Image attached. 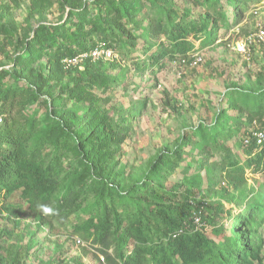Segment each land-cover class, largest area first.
Listing matches in <instances>:
<instances>
[{"label": "trees", "instance_id": "1", "mask_svg": "<svg viewBox=\"0 0 264 264\" xmlns=\"http://www.w3.org/2000/svg\"><path fill=\"white\" fill-rule=\"evenodd\" d=\"M174 1L92 0L78 10L74 23L61 30L43 25L36 29L14 66L0 70V195L19 194L30 214L42 222L66 220L82 208L85 217L72 225L71 233L89 242L97 264H264V236L258 232L264 225V184L253 187L246 176L248 170L264 172V149L255 145L252 135L254 124H260L264 131V90L239 91L234 106L229 107L238 112L237 116L220 109L211 123L199 124L192 135L181 136L173 150L156 157L139 180L126 185L123 168L114 167L119 145L131 125L122 113L116 120L101 108L110 102L101 93L117 82L107 66L103 67L106 60L85 57L80 72L64 80L78 66H67L63 60L88 53L99 44L125 56L134 52L138 39H142L148 49L155 46L149 59L158 63L165 55L185 56L193 51L189 36L210 45L219 23L228 26L227 14L221 12L219 20L213 15L221 10L222 0H203L210 6L199 19L188 10L179 14ZM260 1L225 0L234 9L235 20L246 12L249 3ZM143 17L144 25L140 22ZM159 37L168 44L155 42ZM25 70H30L32 77ZM14 80L22 83L13 85ZM63 80L64 88L48 96L47 84L53 81L55 87ZM36 101L47 109L45 124L25 111ZM69 102L74 108H67ZM85 113L91 126L88 132L81 124ZM230 120L242 128L241 152L219 139L230 137ZM193 136L199 140H192ZM246 136L247 146L243 144ZM184 144H191L205 157L199 162L205 165V193L215 191L220 177L232 191L222 190V198L238 206V212L230 215L231 231L226 235L214 220L223 204L216 201L214 207L192 194V189L202 185L199 174L186 178L188 190L180 191L176 183L167 187L163 182L187 155ZM70 153L80 170L64 168L63 158ZM200 204L207 230L212 235L221 234L219 240L203 228L177 234L179 226L190 223L195 206ZM41 205L53 212L44 214ZM13 209L0 202V213H12ZM11 262L5 260L6 264Z\"/></svg>", "mask_w": 264, "mask_h": 264}, {"label": "rangeland", "instance_id": "2", "mask_svg": "<svg viewBox=\"0 0 264 264\" xmlns=\"http://www.w3.org/2000/svg\"><path fill=\"white\" fill-rule=\"evenodd\" d=\"M91 1L0 0V70L14 66L15 58L23 52L24 45L40 25L61 30L63 26L74 23L78 10L88 6ZM201 1L200 5L193 0H175L174 4L179 14L182 10H188L191 16L199 19L210 6V3ZM221 5V10L214 11L213 15L219 20L221 12L227 14V28L226 23H219L210 45H205L200 38H188L194 43V50L185 57L193 53L199 54L202 60L196 65L180 64L182 56L179 55H165L160 62H152L149 55L155 53V46L148 49V44L142 39H138L134 52L122 56L114 51L113 58L103 63V67L107 66V72L115 76L117 82L111 84L104 93L96 89L98 94L110 98V102L101 105V108L116 120L122 113L131 125L115 158L117 164L114 168H123L124 184L139 180L156 157L173 150L179 138L192 135L197 125L211 123L220 109L226 108V113L237 116L238 112L229 110V107L234 106V98L239 91L264 90V47L253 43L247 47L248 54L244 55L236 50L238 42L244 41L259 26L264 28V2L249 3L246 12L237 20L234 19V9L225 0L221 1ZM141 18L140 16L137 20ZM143 19L140 22L144 25L146 18ZM155 42L168 44L164 37L155 39ZM41 62L44 63L45 59ZM112 62H115L114 66L109 65ZM33 68L38 73V65ZM81 69L82 66L77 67L78 71L72 69L64 80L78 74ZM24 72L32 77L30 70ZM64 80L55 87H52L53 81H50L45 88L48 96L63 89L66 84ZM21 83L14 80L12 84ZM40 99L43 100L44 96ZM38 103H32L25 111L35 114L45 124L47 109L44 103ZM55 108L57 110L59 106ZM67 108L74 106L69 102ZM88 121L89 115L85 113L81 124H84L87 132L91 130ZM230 123L233 127L230 137L219 139L235 152H241L239 139L242 128H237L233 120ZM191 139L199 140L195 136ZM182 148L187 155L163 182L167 187L176 183L180 184V191L188 190L186 178L199 174L202 185L192 189V194L214 207L216 201L223 204L214 220L215 224L223 227L222 235L228 234L231 231L230 215L238 212V206L233 202H226L222 198V190L227 189L229 193L232 191L220 177L214 187L215 191L205 193V165H199L200 160L204 161L205 157L191 144H184ZM216 157L217 155L214 156ZM63 166L71 171L81 168L72 153L63 158ZM62 174V179L65 180L66 174ZM248 182L255 186L263 185L264 172L251 171ZM2 196L0 195V202L8 203L14 209L12 213H0V264H6L5 260H13L11 264H97L94 259L96 252L89 242L78 236L81 240L78 243L71 233L72 225L85 217L82 208L66 220L42 222L30 214L26 200L19 194ZM258 232L264 236V225ZM206 234L216 240L222 236L212 235L210 230H206ZM96 256L103 260L99 254Z\"/></svg>", "mask_w": 264, "mask_h": 264}, {"label": "built area", "instance_id": "3", "mask_svg": "<svg viewBox=\"0 0 264 264\" xmlns=\"http://www.w3.org/2000/svg\"><path fill=\"white\" fill-rule=\"evenodd\" d=\"M264 2V0H261ZM253 43H258L264 47V28L263 27H258L253 34H250L248 37L245 38L244 41L238 42L236 45V50L244 55L248 54V48L251 44ZM113 51L110 48H106L103 46V44H99L92 50H90L88 53H83L80 54L76 57L72 58H65L63 62L67 65H73V66H80V62L85 58V57H91L93 60L96 59H103V60H109L113 58ZM202 60L201 56L197 53L191 54L189 57L182 56L180 58V64L184 65L189 63L190 65H196ZM253 138L255 145L259 148L264 149V131L259 128L256 124H254V130L252 132ZM249 143V137L246 136L243 139V144L247 146ZM251 174V171L248 170L246 173V176ZM250 182V181H249ZM250 184V183H249ZM253 187H255V184H251ZM197 208V209H196ZM195 209L192 212L191 215V220L190 223L184 222L181 226L178 227L177 229V234L183 233L187 230H190L192 228L194 229H201L203 228L204 230H207V224L202 220V209L203 205L195 206ZM75 239L77 240L78 243H81V240L75 236ZM262 254L264 256V244H263V249H262Z\"/></svg>", "mask_w": 264, "mask_h": 264}, {"label": "clouds", "instance_id": "4", "mask_svg": "<svg viewBox=\"0 0 264 264\" xmlns=\"http://www.w3.org/2000/svg\"><path fill=\"white\" fill-rule=\"evenodd\" d=\"M40 207L42 208L44 214H50L53 212V209L48 206L41 205Z\"/></svg>", "mask_w": 264, "mask_h": 264}]
</instances>
